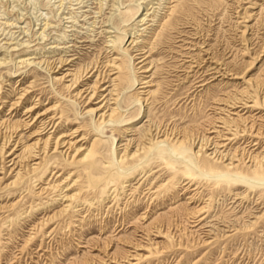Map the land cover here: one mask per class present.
<instances>
[{"label": "rangeland", "instance_id": "obj_1", "mask_svg": "<svg viewBox=\"0 0 264 264\" xmlns=\"http://www.w3.org/2000/svg\"><path fill=\"white\" fill-rule=\"evenodd\" d=\"M0 96V264H264V0H0Z\"/></svg>", "mask_w": 264, "mask_h": 264}, {"label": "bare ground", "instance_id": "obj_2", "mask_svg": "<svg viewBox=\"0 0 264 264\" xmlns=\"http://www.w3.org/2000/svg\"><path fill=\"white\" fill-rule=\"evenodd\" d=\"M160 7V6H159ZM142 19V18H141ZM143 20V19H142ZM108 21H110V18H108ZM72 26H74V25H72ZM145 26V25H144ZM71 27V26H70ZM138 38V37H137ZM143 39V38H142ZM130 40V39H129ZM134 41V40H133ZM138 41V40H137ZM110 43H111V45H109V46H113L114 45V42H115V39H111L110 41H109ZM147 42V41H146ZM135 43V42H134ZM139 45V44H138ZM141 45V44H140ZM140 47V46H139ZM142 47V46H141ZM128 48V47H127ZM112 50V49H111ZM138 50V49H137ZM139 51V50H138ZM146 51V50H145ZM147 52V51H146ZM111 53V52H110ZM140 53V52H139ZM132 54V53H131ZM147 56V55H146ZM135 57V56H134ZM133 57V58H134ZM65 58H67V57H65ZM132 58V59H133ZM24 60V59H23ZM22 60V61H23ZM30 60V59H29ZM101 60V59H100ZM75 61V60H74ZM93 61V60H92ZM105 61V60H104ZM27 62V61H26ZM70 62H73V61H67V59H60V62H59V65H68ZM98 62V61H97ZM96 62V63H97ZM140 62H142V60H140V61H138V63H140ZM194 62V61H193ZM197 62V61H196ZM3 63V62H2ZM25 63V62H24ZM31 63V62H30ZM108 63L110 64H108L109 65V67H111V69L109 70L110 72V74H106V71H103V69L98 65V64H92V66H85V67H82L81 66V69H79V70H77L76 72H74V73H71V71H66L64 74H62L60 77H55V79H57V80H64L65 78H68V77H70V79L68 80V83H67V85H65L66 87L65 88H67L70 92L73 90H75L74 88H76V86L79 84V82L81 81V80H84V78H88V77H91L92 78V76H95V87H94V90L92 91V93L89 95V97H88V99L89 100H91L92 98H93V96L96 94V87H97V85L98 84H100V83H102V84H104V83H111V85H109V84H107V86L104 88V87H102V89L101 90H107L108 88H109V86L112 88L111 89V93H112V91L114 92V94L113 95H115V98H114V102H115V104H117V101H118V89H117V87H118V85H119V83H118V81H119V76H118V74L117 73H119L120 72V70L122 69V67L120 66V64L117 62V59H116V57H111V59L108 61ZM144 63V62H143ZM219 63V62H218ZM37 64H39V62H37ZM44 64V63H43ZM42 64V65H43ZM106 64V63H105ZM51 65V64H50ZM74 65V64H73ZM107 65V64H106ZM221 65H223V64H221ZM38 66V65H37ZM41 66V65H40ZM103 66V65H102ZM144 66V65H143ZM42 67V66H41ZM57 67H59V66H57ZM138 67V66H137ZM64 68V67H63ZM66 68H68V67H66ZM225 68H226V66H225ZM137 69V68H136ZM139 69V68H138ZM220 69V68H219ZM229 69V68H228ZM50 70V69H49ZM55 70H56V67H55ZM142 70V69H141ZM222 70V69H221ZM228 71V70H227ZM50 74V73H49ZM58 75V74H57ZM113 76V77H111V76ZM141 75V74H140ZM216 76V75H215ZM91 78H90V80H91ZM137 79H138V77H136ZM140 78V77H139ZM141 78H143V76L141 77ZM213 78V77H212ZM67 80V79H66ZM141 80V79H140ZM146 81V80H145ZM25 83V82H24ZM83 83V82H82ZM137 83H138V81H137ZM142 83V82H141ZM147 83V82H146ZM64 84V83H63ZM29 85H31V84H29ZM28 85V86H29ZM140 86V85H139ZM18 87V86H17ZM80 87V86H79ZM142 87V86H141ZM93 88V87H92ZM99 88V87H98ZM16 89V88H15ZM10 90V89H9ZM87 90V89H86ZM15 91V90H14ZM26 92V91H25ZM89 92V91H88ZM73 93V92H72ZM75 93V92H74ZM105 93V92H104ZM18 94V93H17ZM98 94V93H97ZM147 94V93H146ZM3 95V94H2ZM24 95V93L22 94L21 93V97H19L18 98V100L17 101H14V102H12V105H18L20 102H21V98H22V96ZM76 95L77 96H81V90H79V91H77V93H76ZM86 95V94H85ZM88 95V94H87ZM150 95V94H149ZM20 96V95H19ZM146 96V95H145ZM1 97V96H0ZM11 97H13V96H11ZM144 97V96H143ZM112 98V97H111ZM139 98H141V97H139ZM146 98V97H145ZM0 99H3L2 97L0 98ZM38 99V98H37ZM36 99V100H37ZM252 99V98H251ZM9 100V99H8ZM79 100V99H78ZM142 100V99H141ZM240 100V99H239ZM242 100V99H241ZM87 101V100H86ZM3 102H5V101H2V102H0V105L1 104H3ZM41 102V101H40ZM142 102H144V100L142 101ZM239 102V101H238ZM241 102V101H240ZM110 103V102H109ZM54 104V103H53ZM96 104V103H95ZM148 104V103H147ZM44 105V104H43ZM105 105V104H104ZM3 106V105H2ZM233 106V105H232ZM11 107V106H10ZM13 107H15V106H13ZM25 107V106H24ZM108 107V106H107ZM16 108V107H15ZM51 108V107H50ZM49 108V109H50ZM90 108V107H89ZM103 108V107H102ZM10 109V108H9ZM12 109V108H11ZM28 109V108H27ZM26 109V110H27ZM116 109H117V107H112L111 109H109L108 111V113L107 112H102L101 114H99V116H97V112L96 111H99V110H101V107L100 106H98V107H96V108H90V111H91V114H95L96 115V117H98L99 119H109L110 120V118L113 116V114L115 113V111H116ZM244 109V108H243ZM4 110V109H3ZM14 110H16V109H14ZM32 110H33V107H30L29 109H28V111L27 112H32ZM118 110V109H117ZM47 111H48V109H45L43 112H41V113H39V114H37V115H35L33 118H32V121L30 122V123H32L33 124V122L35 123V122H37L39 119H44V117H42V116H45L46 115V113H47ZM102 111H104V110H102ZM106 111V110H105ZM96 112V113H95ZM20 113V112H19ZM29 115V114H28ZM54 115V114H53ZM32 117V116H31ZM98 118H96L95 120H97ZM28 119H30V118H28ZM112 119V118H111ZM102 120H100V121H102ZM225 120V119H224ZM25 122V121H24ZM107 122V121H106ZM30 123H25V125H27V126H29L30 125ZM52 122L51 121H49V123H41L42 124V126H43V129H48L47 128V126L49 125V124H51ZM15 124V123H14ZM5 125V124H4ZM9 125V124H8ZM16 125V124H15ZM226 125V124H225ZM63 126V125H62ZM20 127V124H17L16 126H14L13 128H11L12 129V132H11V134H9L7 137H6V139H3V146H6V144H8V143H10V139L12 138V136H13V134H17V132H18V128ZM26 127V126H25ZM166 127V126H165ZM50 128H53V125L50 127ZM64 128V127H63ZM157 128H159V127H157ZM65 129V128H64ZM63 129V130H64ZM124 129V128H123ZM130 129V128H129ZM150 130H151V128H149ZM163 130H164V128H162ZM170 129V128H169ZM4 130V129H3ZM79 130V129H78ZM127 130V129H126ZM159 130V129H158ZM172 130V129H171ZM168 131V130H167ZM7 132H8V128H7V131H6V134H7ZM37 132V131H36ZM39 132V131H38ZM44 132V131H43ZM70 132V131H69ZM122 132V131H121ZM124 132V131H123ZM149 132V131H148ZM153 132V131H152ZM152 132H151V134H152ZM159 132H160V130H159ZM174 132V131H173ZM178 132H180V131H178ZM177 132V133H178ZM35 133V132H34ZM61 133V132H60ZM73 133V132H72ZM158 133V132H157ZM256 133V132H255ZM1 134V133H0ZM36 134V133H35ZM121 134H123V133H121ZM24 135V134H23ZM54 135V134H53ZM64 135H65V133H64ZM75 135V134H74ZM155 135H157L156 133L155 134H152V136L154 137ZM174 135V134H173ZM185 135V134H184ZM192 135V134H191ZM31 136H33V135H31ZM84 136V135H83ZM148 136V135H147ZM159 136V135H158ZM157 136V137H158ZM161 136V135H160ZM194 136V135H193ZM1 137V136H0ZM149 137V136H148ZM171 137V136H170ZM176 137V136H175ZM185 137H186V135H185ZM54 138V137H53ZM145 138V137H144ZM169 138V137H168ZM167 134H165V138H164V144H165V146L167 145L168 146V148L170 149V153H172V155H174V156H179L180 154H178L173 148L171 149V146L169 145V143L167 142ZM193 138H195V137H193ZM78 139V138H77ZM80 139V138H79ZM84 139V138H83ZM150 139V138H149ZM149 139H148V141H149ZM155 139V138H154ZM190 139V138H189ZM199 139V138H198ZM210 139V138H209ZM14 140V139H13ZM51 135L50 134H48V136L44 139V140H42L41 138H37L34 142H32L31 144H27V145H25L24 146V152L26 153V154H28L27 155V159H29V158H36V153H35V151L34 150H36V148H37V150L39 151V152H41L42 154H47V150H48V148H49V146H50V143H51ZM85 140V139H84ZM157 140V139H156ZM179 140V139H178ZM193 140V139H192ZM197 140V139H196ZM195 140V141H196ZM203 140V139H202ZM205 140H206V138H205ZM2 141V140H1ZM22 141V140H21ZM20 141V142H21ZM93 141V140H92ZM133 141V140H132ZM146 141V140H145ZM144 141V142H145ZM174 141H176V140H174ZM181 141V140H180ZM194 141V142H195ZM208 141V140H207ZM76 140L75 141H71L70 139H64V137H63V135H59L54 141H53V144H52V146H53V151H55V150H57V149H59V148H65V150H63L61 153H63V155H64V157H65V160H68V159H70V160H74L75 158H76V155L80 152V148L78 147V148H76ZM82 142V141H81ZM150 142V141H149ZM178 142V141H177ZM182 142V141H181ZM199 142V141H198ZM206 142V141H205ZM208 142H210V141H208ZM154 143V142H153ZM204 143V142H203ZM88 144V143H87ZM90 144V143H89ZM141 144H142V142H141ZM195 144V143H194ZM206 144V143H205ZM224 144V143H223ZM131 145V144H130ZM135 145V144H134ZM146 145V144H145ZM201 145V144H200ZM81 146V145H80ZM85 146V145H84ZM204 146V145H203ZM203 146H201V147H203ZM82 147V146H81ZM86 147V146H85ZM92 147H93V144H91V146H89V149H88V151H87V153H85V156H84V158L85 157H87L88 156V154H90V152H91V150H92ZM141 147V146H140ZM145 147V146H144ZM3 148V147H2ZM146 148V147H145ZM200 148V147H199ZM13 149V148H12ZM128 149H129V144H127L126 146H125V148H124V153H126L127 151H128ZM216 149V148H215ZM3 150V149H2ZM52 150V149H51ZM73 151V154H70V151ZM137 150V149H136ZM139 150V149H138ZM6 151V150H5ZM85 151V150H84ZM197 151V150H196ZM117 152V151H116ZM140 152V151H139ZM200 152V151H199ZM207 152V151H206ZM205 152V153H206ZM10 153V152H9ZM40 153V154H41ZM128 153H129V151H128ZM133 153V152H132ZM134 153H136V152H134ZM134 153H133V155H134ZM138 153V152H137ZM243 153V152H242ZM2 154V153H1ZM21 154V153H20ZM83 154V153H82ZM201 154V153H200ZM7 155V154H6ZM137 155V154H136ZM209 155V154H208ZM250 155V154H249ZM0 156H2V155H0ZM224 156V155H223ZM248 156V155H247ZM14 157V156H13ZM25 157V156H24ZM23 157V158H24ZM43 157V156H42ZM78 157V156H77ZM251 157V156H250ZM32 158V159H33ZM81 158V157H80ZM122 158H124V155L122 154L121 156H119V159H122ZM248 158V157H247ZM26 158H24V160H25ZM79 159V158H78ZM118 159V160H119ZM214 159H215V157H214ZM217 159H219L218 157H217ZM231 159H232V157H231ZM81 160H83L82 158H81ZM123 160H125V159H123ZM2 161V160H1ZM21 161V160H20ZM117 161V160H116ZM255 161V160H254ZM12 162V161H11ZM18 162H19V160H18ZM12 164H14V163H12ZM228 164V163H227ZM33 166V165H32ZM52 173V172H51ZM57 173V172H56ZM75 175V174H74ZM230 175V174H229ZM234 176V175H233ZM46 177V176H45ZM69 178V177H68ZM66 180V179H65ZM64 180V181H65ZM73 180V179H72ZM76 180V179H75ZM57 182V181H56ZM73 182H75V181H73ZM48 183V182H47ZM54 183V182H53ZM62 183V182H61ZM53 185V184H52ZM56 186V185H55ZM59 186V185H58ZM160 186V185H159ZM45 187H46V185H45ZM54 188V187H53ZM67 189V188H66ZM54 190V189H53ZM67 191V190H66ZM59 192H61V191H59ZM70 192V191H69ZM76 192V191H75ZM76 193H78V192H76ZM69 195H71V194H68V196ZM78 195V194H77ZM71 198H73V197H70V199ZM135 202V201H134ZM67 205H68V203H66ZM138 206V205H137ZM68 207V206H67ZM61 209H62V207H61ZM199 209V208H198ZM65 210H66V208H65ZM59 211V210H58ZM61 211V210H60ZM64 212V211H63ZM59 213H61V212H59ZM55 214H56V212H55ZM52 216V215H51ZM50 218V217H49ZM51 219V218H50ZM42 221V220H41ZM51 221V220H50Z\"/></svg>", "mask_w": 264, "mask_h": 264}]
</instances>
